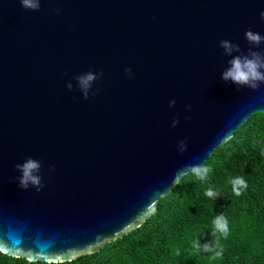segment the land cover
<instances>
[{
  "label": "water",
  "instance_id": "water-1",
  "mask_svg": "<svg viewBox=\"0 0 264 264\" xmlns=\"http://www.w3.org/2000/svg\"><path fill=\"white\" fill-rule=\"evenodd\" d=\"M261 12L264 0H0V252L71 262L143 225L187 166L264 113V84L221 79L232 57L219 47L264 52L244 39L264 36ZM88 71L103 76L83 100L74 77ZM27 157L38 193L18 187Z\"/></svg>",
  "mask_w": 264,
  "mask_h": 264
},
{
  "label": "trees",
  "instance_id": "trees-1",
  "mask_svg": "<svg viewBox=\"0 0 264 264\" xmlns=\"http://www.w3.org/2000/svg\"><path fill=\"white\" fill-rule=\"evenodd\" d=\"M203 164L212 169L209 179L202 183L185 176L139 228L94 254L56 264H264V113L252 114ZM238 176L248 185L239 197L229 183ZM208 188L219 194L214 200L204 195ZM221 213L230 230L220 241L222 258L210 260L211 254L203 252L193 256L192 241L211 243L212 220ZM0 264L48 263L0 252Z\"/></svg>",
  "mask_w": 264,
  "mask_h": 264
},
{
  "label": "clouds",
  "instance_id": "clouds-1",
  "mask_svg": "<svg viewBox=\"0 0 264 264\" xmlns=\"http://www.w3.org/2000/svg\"><path fill=\"white\" fill-rule=\"evenodd\" d=\"M22 8L29 11H39L40 0H20ZM59 14V10H54ZM260 19L264 21V12L260 13ZM244 39L253 47H259L264 43V36H261L257 32L247 30L244 33ZM219 47L223 49L225 56H231L228 61L229 67L222 73L221 79L225 82H231L238 87H247L252 90H256L261 84H264V52L253 51L249 49L247 54L241 53V49L238 44H235L229 40H221ZM233 53H238L233 56ZM125 74L130 78H134L132 70L130 68L125 69ZM103 76L102 72L88 71L86 73L75 76L74 79L77 82L78 89L81 93V98L87 100L89 98V92L92 88L93 82L99 80ZM65 87L68 91H72L73 85L71 82L66 83ZM96 94V93H93ZM76 98L73 97V100ZM175 100L169 102V107L175 105ZM191 106H187L186 110H190ZM187 119V117H186ZM179 123L178 120L172 121V127H175ZM177 147L183 152L187 147L186 140L178 142ZM16 170L21 174L18 179V187L22 190H27L30 186L38 193L42 190L44 185L42 184V178L40 175L41 162L31 157H27L22 164L15 165ZM54 170V169H50ZM212 169L205 164L199 166H187L186 170L181 174L180 179L175 181V185H179L181 180L188 175L194 176L200 182H206L209 179V174ZM231 184L232 193L239 197L248 187L246 180L241 177H235L229 181ZM204 195L214 200L219 194L212 188H208ZM228 220L223 213L216 215L212 220L211 237L214 239L211 243H206L201 246L200 242L196 239L192 241V255H199L201 252L210 253L208 257L210 260H219L224 254V247L221 245V239L226 240L229 236ZM175 255L179 256V250H175Z\"/></svg>",
  "mask_w": 264,
  "mask_h": 264
}]
</instances>
